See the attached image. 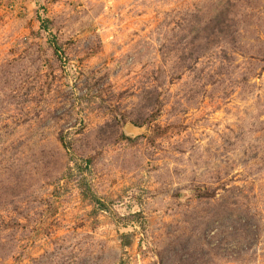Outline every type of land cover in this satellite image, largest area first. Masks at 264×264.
Wrapping results in <instances>:
<instances>
[{
  "label": "rangeland",
  "instance_id": "374dc122",
  "mask_svg": "<svg viewBox=\"0 0 264 264\" xmlns=\"http://www.w3.org/2000/svg\"><path fill=\"white\" fill-rule=\"evenodd\" d=\"M0 264H264V0H0Z\"/></svg>",
  "mask_w": 264,
  "mask_h": 264
},
{
  "label": "trees",
  "instance_id": "16d2710c",
  "mask_svg": "<svg viewBox=\"0 0 264 264\" xmlns=\"http://www.w3.org/2000/svg\"><path fill=\"white\" fill-rule=\"evenodd\" d=\"M55 47H56V49H58V50H59V47L57 46V44H55Z\"/></svg>",
  "mask_w": 264,
  "mask_h": 264
}]
</instances>
